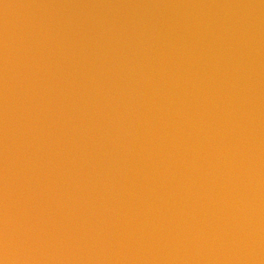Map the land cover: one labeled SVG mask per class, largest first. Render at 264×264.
<instances>
[{
  "label": "water",
  "instance_id": "1",
  "mask_svg": "<svg viewBox=\"0 0 264 264\" xmlns=\"http://www.w3.org/2000/svg\"><path fill=\"white\" fill-rule=\"evenodd\" d=\"M264 0H0V264H229Z\"/></svg>",
  "mask_w": 264,
  "mask_h": 264
}]
</instances>
